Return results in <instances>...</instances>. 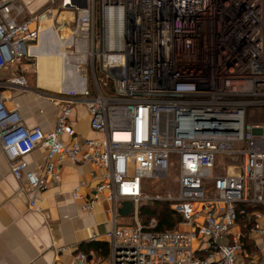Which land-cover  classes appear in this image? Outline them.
Masks as SVG:
<instances>
[{"label": "built area", "instance_id": "built-area-1", "mask_svg": "<svg viewBox=\"0 0 264 264\" xmlns=\"http://www.w3.org/2000/svg\"><path fill=\"white\" fill-rule=\"evenodd\" d=\"M60 1L77 13L63 39L70 63L82 57L79 45L88 52L79 87L50 94L61 106L56 126L28 127L0 99V142L14 177L26 181L30 207L61 178L64 162L93 165L101 172L92 192L73 196L88 213L110 202V264H243L247 237L264 242L262 214L251 211L264 206V0ZM17 2L0 0V69L36 58L50 32L38 17L22 19ZM8 82L28 85L25 75ZM79 102L99 136L77 132ZM37 148L46 159L30 169L26 156ZM175 156L178 194L148 193ZM221 157L234 163L216 174ZM155 201L170 203L177 227L141 220L143 204Z\"/></svg>", "mask_w": 264, "mask_h": 264}, {"label": "crops", "instance_id": "crops-1", "mask_svg": "<svg viewBox=\"0 0 264 264\" xmlns=\"http://www.w3.org/2000/svg\"><path fill=\"white\" fill-rule=\"evenodd\" d=\"M19 1L25 11H63L60 0ZM45 27L50 30L48 40H44L43 46L34 47L39 55L51 52L50 58L41 59L43 83L47 81L43 78V63L52 61L57 55L51 33L55 30L51 25ZM59 40L63 41V38ZM27 61L30 59L24 57L0 69V99L9 110L21 113L28 127H40L46 132L56 126L61 106L51 101L50 92L54 90L39 85V72L34 80ZM12 75H25L28 85L22 87L8 82ZM71 87H76L73 81L67 85L62 83L60 91ZM60 96L67 97L65 94ZM71 120L82 137L99 136L90 127V115L84 102L73 106ZM45 159L44 148H37L26 156L30 169H35ZM100 172L93 165L64 162L61 178L38 196L35 207H30L29 194L21 191V186L27 185L26 181L20 182L14 177L0 142V264H80L76 256L79 251L86 252L93 262L110 264V245L106 237L113 225L110 202L104 200L102 205L88 213L82 209L84 198L73 196L77 188L82 195L88 196L98 182ZM121 213L126 215L125 209ZM93 242L108 244V254L102 255L93 249L94 246L88 248ZM243 262L264 264V242L257 236L247 237Z\"/></svg>", "mask_w": 264, "mask_h": 264}, {"label": "rangeland", "instance_id": "rangeland-1", "mask_svg": "<svg viewBox=\"0 0 264 264\" xmlns=\"http://www.w3.org/2000/svg\"><path fill=\"white\" fill-rule=\"evenodd\" d=\"M17 4L21 5L19 0H18ZM21 7L23 8L22 5H21ZM95 9L97 11L96 12V24H95V26H97V30H99L100 24L97 20V18L99 17L98 4H96ZM71 12L72 11H69V10L65 11V12H63V11L62 12H52L53 13L52 18L49 19L50 13L48 12L47 9H40V10L33 11V12H30L27 10L25 11V9H24V11L22 12V14L20 16L22 19H25V20H32V19H35V17H38L39 23H40L42 28L47 26V25L55 26L54 29L56 31L51 32V33L53 35V40H54V41H52L53 49H54V51H56L57 55H55L56 56L55 58L54 57L52 58V61H48L46 63L44 62L43 66H42L43 70H44L43 71V78L47 79L46 83H44V84H46L47 87L54 89L55 92L54 91L50 92L52 94H56V92H58V90L59 91L61 90L62 73L69 75V78L72 79L73 84H75L76 87H79L80 81H81V78H77L75 76V75H77L76 72H78V70H77L78 68H75V67H77L80 63L79 57H76L77 64L74 65V64L70 63V55H69L70 53L66 49L65 42H64V40L63 41L59 40V38L65 39L66 38L65 36L66 35L68 36L70 34V32H72L74 27L76 26L77 13L74 11L72 13ZM61 14H63V16ZM43 18H45V19H43ZM62 18H64V19H62ZM63 20H64V22H63ZM64 24H66V25H64ZM82 47H83V44L78 46V48L82 49V51L84 52ZM42 57H45V55H42ZM89 61H90V57H89ZM27 62L30 63L29 69H30L31 75L34 76V80H35L37 77V74L39 72V56H37L34 59H30V61H27ZM63 64L67 65L68 67H72L74 70H72V69L70 71H66L65 69L63 70ZM260 118L263 119L264 115H262ZM231 163H234L233 160L226 159V158L222 159V157H221L218 161V168L215 170V173L219 174L221 172H224V170H226L229 167V165H231ZM179 175H180V165L178 162V158L175 156L173 161H172L171 167L168 171V174H166L165 176H163L159 180L153 179L152 181H150L149 184L147 185L146 191L148 193H151V194L159 193V194L164 195V196H167V195L176 196L178 194V190H179ZM154 203H149V204H154ZM161 204H163V206H164L165 204H168V203H165L164 201H162ZM143 205H147V203H145ZM252 210L259 211L263 216L262 217V220H263V218H264V206H260L258 208H253V209H251V211ZM140 218L142 221H146L148 219L143 215ZM177 225L178 224L175 223L176 227H177Z\"/></svg>", "mask_w": 264, "mask_h": 264}, {"label": "trees", "instance_id": "trees-1", "mask_svg": "<svg viewBox=\"0 0 264 264\" xmlns=\"http://www.w3.org/2000/svg\"><path fill=\"white\" fill-rule=\"evenodd\" d=\"M162 201H155L152 202L154 204H147L143 205L141 208V213L146 218L156 216L159 218V229H172L175 226V220H174V211L171 208L170 203L161 204ZM88 248H91L94 246L93 249L98 250L101 252L102 255L106 256L109 252L108 244L103 242H93L88 244Z\"/></svg>", "mask_w": 264, "mask_h": 264}, {"label": "bare ground", "instance_id": "bare-ground-1", "mask_svg": "<svg viewBox=\"0 0 264 264\" xmlns=\"http://www.w3.org/2000/svg\"><path fill=\"white\" fill-rule=\"evenodd\" d=\"M72 13V12H71ZM43 37H44V39H43ZM48 35L47 36H42L41 38H40V40H39V44H37L35 47H41V46H43V43H44V40H48ZM83 49H84V54L82 55V57H80L79 59H80V63H79V65L77 66V67H75V68H78L77 70H78V72H76L77 73V75H76V77L77 78H81L82 77V74H83V77H85V66H84V64H85V62H86V60H87V56H86V53L88 52V47H87V45L86 44H83V47H82ZM42 54V53H41ZM42 55H45V57H42ZM42 55H39V54H37V56H39V76H38V79H39V85L40 86H42V87H45V88H49V87H47V85L46 84H44L43 83V81H42V71H41V69H40V65H41V59L43 58V59H48V58H50L51 57V52H44V54H42ZM83 65V68H79V66H82ZM66 70V71H70L71 69H73L72 67H68L67 65H64L63 64V70ZM62 70V71H63ZM62 83L63 84H65V85H67V84H69V83H72V79H70L69 78V75H66V74H64V73H62ZM50 89H52V88H50ZM52 90H54V89H52ZM62 90H63V88H62ZM58 92H60L59 90H58Z\"/></svg>", "mask_w": 264, "mask_h": 264}, {"label": "water", "instance_id": "water-1", "mask_svg": "<svg viewBox=\"0 0 264 264\" xmlns=\"http://www.w3.org/2000/svg\"><path fill=\"white\" fill-rule=\"evenodd\" d=\"M124 205L127 206L128 208L132 207V203L131 202H126Z\"/></svg>", "mask_w": 264, "mask_h": 264}]
</instances>
